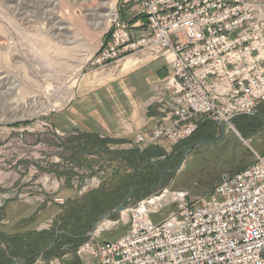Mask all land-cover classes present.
Listing matches in <instances>:
<instances>
[{"label":"built area","instance_id":"obj_1","mask_svg":"<svg viewBox=\"0 0 264 264\" xmlns=\"http://www.w3.org/2000/svg\"><path fill=\"white\" fill-rule=\"evenodd\" d=\"M122 3L138 5L145 21L129 24L115 13L110 38L90 59V69L140 52L166 58L170 69L165 117L136 137L138 148L161 142L178 147L201 122L219 130L226 124L227 130L235 116L258 113L264 103V2ZM127 211L126 233L114 242L98 241L104 221L72 253L77 264H264V156L222 178L209 199L161 187ZM151 215L163 219L155 224ZM33 264L66 262L41 257Z\"/></svg>","mask_w":264,"mask_h":264},{"label":"rangeland","instance_id":"obj_2","mask_svg":"<svg viewBox=\"0 0 264 264\" xmlns=\"http://www.w3.org/2000/svg\"><path fill=\"white\" fill-rule=\"evenodd\" d=\"M121 4L122 0H0V248L21 254L16 259L27 260L26 264L41 257H63L66 264H77L63 239L73 235L61 219L66 218L69 207L79 211L82 201H88L87 195L59 201L55 192L73 185L82 188L81 181L92 178L96 182L91 191L100 187L99 191H106L132 172L120 161H112L116 155L102 152L77 157L68 147L78 135L64 134L53 123L74 103L85 74L100 72L99 79L106 80L124 62L90 69V59L111 29L114 17L109 14L120 17ZM207 133L212 141L220 130ZM178 149L167 147L152 161L159 167L158 185L170 187L172 192H188L192 200L198 196L209 199L222 178L264 156V125L252 124L249 118L233 121V128H227L218 142L194 148L178 172L162 175L179 165L181 150L172 161ZM108 150L114 154L122 151L114 146ZM132 189L134 196L136 188ZM146 195L132 196L124 212L108 217L97 240L121 238L127 231V209ZM150 218L155 224L163 219L161 215ZM117 221L116 225L110 223ZM58 245L57 253L51 255L50 250Z\"/></svg>","mask_w":264,"mask_h":264},{"label":"crops","instance_id":"obj_3","mask_svg":"<svg viewBox=\"0 0 264 264\" xmlns=\"http://www.w3.org/2000/svg\"><path fill=\"white\" fill-rule=\"evenodd\" d=\"M119 9L124 22L144 23L138 5L121 4ZM122 61L115 74L106 80L99 79L100 72L85 74L78 85L74 103L54 120L55 128L64 134L111 140L114 144L109 146L118 147L119 150L138 148L136 137L150 132L165 117L163 102L170 98L164 86L170 75L169 63L166 58L150 52H140ZM147 146L143 147L147 149ZM157 147L164 150L169 148L162 142ZM95 182L94 178L85 179L81 181L82 188L76 185L71 188L61 187L54 195L60 198L59 201H62L61 197L76 199L95 188Z\"/></svg>","mask_w":264,"mask_h":264},{"label":"trees","instance_id":"obj_4","mask_svg":"<svg viewBox=\"0 0 264 264\" xmlns=\"http://www.w3.org/2000/svg\"><path fill=\"white\" fill-rule=\"evenodd\" d=\"M109 38L110 32L107 34L105 42H107ZM257 111L259 116L264 118V103L258 107ZM247 118L249 117H242L235 120L234 122L244 121ZM249 119L252 124L254 122L256 125H263L257 119ZM211 129L212 131H219L213 123L207 121L201 122L198 132L191 139L183 142L177 148L183 149L193 142L212 139L211 135L207 133ZM75 140L76 141H74L72 147H68V150L72 153H75L77 157L84 158L87 154L99 156V154L102 152L108 156L116 155L113 157L112 161H120V164L123 163L128 169H131L132 172H127L124 176H122L119 182L111 185V187L106 191H104V189L99 191L101 188L100 187L98 190H93L87 193L86 198L88 201H85L86 199L82 201L83 204L80 205L79 211H75L74 207L68 208V212L65 216L66 218L61 219V222L63 223V227L73 235V238L67 236L63 237L65 240L64 242H68L65 245L70 246V250H72L71 252H75L81 244L87 241L84 236L90 232L95 220L106 211L112 210L119 206L122 200L127 196V192L129 193L130 189L136 188L133 198H136L137 194L139 193L147 194L145 196L147 197L155 191L156 186L159 184V181L157 180L159 171L157 170L156 166L150 165L147 166L143 171L141 170L146 164H149L154 159L160 157L159 155L157 156V153H162L165 151L162 148L153 146L142 151L130 149L122 150L120 153L116 152L114 154L108 150L109 144H114L111 140H103L96 136L84 135H78ZM83 144H85L84 150H81V146L83 147ZM86 149H91L92 151L87 152ZM212 191H210V193ZM145 197L141 198L140 200L144 199ZM58 248L59 245L57 247H53L52 250H50V253L52 252L51 255H55ZM11 253H9L8 250L3 251L0 248V264H13L14 259L22 258L21 254L12 255Z\"/></svg>","mask_w":264,"mask_h":264},{"label":"water","instance_id":"obj_5","mask_svg":"<svg viewBox=\"0 0 264 264\" xmlns=\"http://www.w3.org/2000/svg\"><path fill=\"white\" fill-rule=\"evenodd\" d=\"M242 117H249V118H254V119H257L259 120L263 125H264V118L260 117L259 114L257 112L251 114V115H240V116H235L231 122L239 119V118H242ZM226 124H223L221 126V130H220V134L215 138V140H212V141H209V140H201V141H196V142H193L192 144L184 147L183 149H181L182 151V159L179 163V165L174 169V170H166L162 175H165V174H169V173H176L178 172L181 167L183 166L185 160L187 159V156H188V153L193 150L194 148L196 147H199V146H207V145H213L214 143L218 142L226 133ZM104 149V148H103ZM180 151L177 152V154H179ZM150 165H153V166H156L157 170H159V167L157 165V163L155 162H150L149 164L145 165L143 167V169L141 171H143L147 166H150ZM162 186L161 185H158L155 190H158L160 189ZM135 189H132L128 195V197L125 199V201H123L115 210L113 211H110L108 212L107 214H105L104 216H101L98 221L96 223H94V225L92 226V230L90 232H88L84 238H89L91 236H93L99 226L108 218V217H111L112 215H115V214H118V213H122L126 210V203L127 201H130L132 196H133V193H134ZM27 263V260H24V259H15L13 264H26Z\"/></svg>","mask_w":264,"mask_h":264},{"label":"flooded vegetation","instance_id":"obj_6","mask_svg":"<svg viewBox=\"0 0 264 264\" xmlns=\"http://www.w3.org/2000/svg\"><path fill=\"white\" fill-rule=\"evenodd\" d=\"M181 149H182V148L178 149L177 152H178L179 150H181ZM177 152H176L175 155L173 156V160H172V161H176L177 158L179 157V154H177Z\"/></svg>","mask_w":264,"mask_h":264},{"label":"bare ground","instance_id":"obj_7","mask_svg":"<svg viewBox=\"0 0 264 264\" xmlns=\"http://www.w3.org/2000/svg\"><path fill=\"white\" fill-rule=\"evenodd\" d=\"M87 5H88V4H87ZM113 10H114V9H113ZM99 16H100V15H99ZM109 16H110V17H114L115 14H112V13H111V14H109ZM109 21H110V20H109ZM60 31H61V30H60ZM52 33H53V32H52ZM61 33H62V32H61ZM67 43H68V42H67Z\"/></svg>","mask_w":264,"mask_h":264}]
</instances>
